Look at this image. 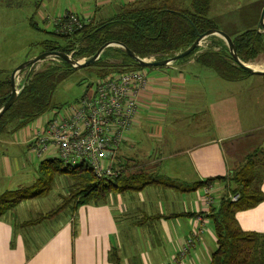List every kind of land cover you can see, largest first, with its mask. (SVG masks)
I'll use <instances>...</instances> for the list:
<instances>
[{"label": "crops", "instance_id": "obj_1", "mask_svg": "<svg viewBox=\"0 0 264 264\" xmlns=\"http://www.w3.org/2000/svg\"><path fill=\"white\" fill-rule=\"evenodd\" d=\"M135 1L140 0H0V69L13 71L40 54L35 43L69 11L97 22L114 18ZM255 61L247 63L264 69ZM207 69L212 68L191 57L148 70L144 103L121 143L119 164L124 171L143 169L153 182L75 208L62 206L61 197L58 211L35 218L20 213L19 203L0 217V264H210L217 238L209 215L234 186L220 180L199 183L230 175L264 147V123L247 120L243 126L242 120V110L259 109L248 99L264 104V88L263 98L256 96L264 74L223 78L224 93L210 97L205 88L197 90L199 74ZM46 120L40 117L32 127L0 135V196L33 185L41 161L50 158L36 157L31 147L36 127ZM208 188L215 200L210 206L205 203ZM260 188L264 193V178ZM235 215L243 231L264 238V200ZM188 239L192 245L179 256Z\"/></svg>", "mask_w": 264, "mask_h": 264}, {"label": "trees", "instance_id": "obj_2", "mask_svg": "<svg viewBox=\"0 0 264 264\" xmlns=\"http://www.w3.org/2000/svg\"><path fill=\"white\" fill-rule=\"evenodd\" d=\"M176 1L140 0L128 3L114 18L90 21L71 34L58 33L55 29L45 30L46 37L35 45L40 46L41 52L62 51L77 60L90 58L102 44L111 41L124 44L142 58L154 56L156 60H161L172 57L189 47L199 35L219 28L209 15L211 0H192L189 8L179 6ZM228 33L234 41L235 51L244 62L255 61L264 52V33L258 31V24ZM208 39L210 44L207 48L203 50L198 47L177 61L195 57L200 65L214 69L219 76L228 80L249 76L250 73L235 63L223 39L215 35ZM110 52L120 55L122 61L117 64L106 61L105 55ZM100 56L95 63L85 67L95 71L99 77L113 71L142 67L120 48L108 47ZM57 61L41 70L35 66L26 71L25 82L15 102L0 118V135L18 133L45 113L59 107L53 100L56 88L76 69L66 61L58 58ZM11 72L0 69V108L10 97ZM91 169L86 162L66 166L60 159L42 160L33 185L10 190L0 196V217L22 201L34 196L41 197L50 191L55 177L60 174H67L72 179L68 187L69 197L63 196L62 206L72 203L73 208L88 203H101L115 191L129 187L134 189L153 182L148 180L143 169H139L141 172L124 171L114 178H99ZM263 178L264 147H260L249 154L246 161L230 175L213 177L205 183H199L203 185L214 180L229 181L234 186L233 194H239L235 201L224 197L220 206L209 215L217 238V248L211 253L210 264H264L263 236L243 231L235 215L237 211L251 208L264 200L260 188ZM159 181L177 186L167 179Z\"/></svg>", "mask_w": 264, "mask_h": 264}, {"label": "built area", "instance_id": "obj_3", "mask_svg": "<svg viewBox=\"0 0 264 264\" xmlns=\"http://www.w3.org/2000/svg\"><path fill=\"white\" fill-rule=\"evenodd\" d=\"M54 20L55 30L64 34L77 32L90 22L73 11ZM148 59L156 60L154 56ZM26 71L17 77V81L22 80L18 88L25 82ZM148 78V69L142 67L99 77L75 103L55 108L45 124L36 127L32 151L39 158L60 159L66 166L86 162L99 178L119 176L125 170L119 164L121 143L139 117ZM205 191V203L210 206L215 200L209 188ZM230 198L235 201L239 194ZM192 241L186 240L179 256L187 254Z\"/></svg>", "mask_w": 264, "mask_h": 264}, {"label": "rangeland", "instance_id": "obj_4", "mask_svg": "<svg viewBox=\"0 0 264 264\" xmlns=\"http://www.w3.org/2000/svg\"><path fill=\"white\" fill-rule=\"evenodd\" d=\"M192 0H177L176 3L183 8L191 7ZM212 6L210 10V17L213 18L214 22L219 26L218 29L224 31L225 33L231 32L234 30H243L247 27L254 26L259 23L261 11L264 7V0H211ZM51 30V27L50 29ZM210 44V40L206 39L204 45L201 47L203 50L207 48ZM32 53H37L39 48L36 47L32 49ZM85 58H80L79 60H84ZM105 60L110 63H120L122 61V57L117 55V53L110 52L105 55ZM58 63L56 59L48 58L43 61H40L36 65L37 70H41L50 64ZM253 64H264V52L259 55ZM99 76L90 68H79L74 71L72 75H70L66 80L61 82L53 95L54 102L59 106L58 108L67 107L73 103H75L79 97L81 98L83 94L87 92L89 87H91L95 81H97ZM200 85L199 90H207V93L213 96H217L218 93H224L225 80L219 76L217 71L214 69H207V72L203 71L199 74ZM214 80L216 82H214ZM22 81L21 79L19 80ZM17 81V84L19 83ZM233 88V87H232ZM264 87H260L256 91V96L261 100L262 89ZM235 89V88H234ZM204 95L205 92L202 91ZM240 96V94H238ZM241 100V98H240ZM251 106L256 105L259 109L249 108V110H245L242 115L243 126L247 124V120H250L254 124L264 123V104H257L256 98L251 97ZM255 102V103H254ZM261 105L263 107H261ZM258 113L261 116H258ZM52 114L51 111L45 113L41 116V119L44 117H48ZM255 115V116H254ZM32 122L27 127H32ZM195 123V120H194ZM25 129V128H24ZM219 135V132L217 133ZM156 140V139H155ZM36 155V154H35ZM37 157V155H36ZM70 178L60 174L55 177L53 188L50 191L45 192L41 197H33L22 201V205L20 206V213L27 214L28 216L35 218L38 217L41 213L47 211H54L57 205H59L61 197L64 195H68L69 197V183ZM32 184V183H30ZM44 214V213H43Z\"/></svg>", "mask_w": 264, "mask_h": 264}, {"label": "water", "instance_id": "obj_5", "mask_svg": "<svg viewBox=\"0 0 264 264\" xmlns=\"http://www.w3.org/2000/svg\"><path fill=\"white\" fill-rule=\"evenodd\" d=\"M257 24H258V31L264 33V7L261 11L259 23ZM212 35L218 36L220 39H223L225 41V43L228 46V51L230 52L232 58L234 59L235 63H237L240 67L245 69L250 74H258V75L264 74V69L254 68L251 66L250 63L244 62L239 57L237 51H235L236 48H235L234 41L231 38V36L228 33H225L224 31L220 29H210L206 31L205 33L199 35V37L196 38L195 41L189 47H187L183 51H180L175 56L168 57V58L161 59V60H154V61L148 58H142L139 55H136V53L133 50H131L124 44L119 43L117 41L106 42L104 45L102 44V46L98 49V51L94 55L90 56V58L88 59H84L83 61L77 60L71 57L72 55L62 52V51H45L22 62L11 72L12 74H11V84H10L11 85L10 97H8L9 99L0 108V118L6 112V110L9 109L11 105L15 102L16 97L21 91L22 87L18 88V85H17V77L26 69L27 70L32 69L33 67L37 65L38 62L43 61L45 59L58 58V59H61L69 63L72 66V68L79 69V68H83L88 65H91L92 63H95L97 60H99V58L101 57L100 55H102L103 51L107 49L108 47H116V48H120L123 52L126 53V55H129L130 57H132L142 67L148 68V67L167 66L177 61L178 59L189 55L191 51H194L195 49L200 47L203 39L208 38Z\"/></svg>", "mask_w": 264, "mask_h": 264}]
</instances>
